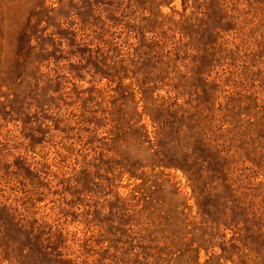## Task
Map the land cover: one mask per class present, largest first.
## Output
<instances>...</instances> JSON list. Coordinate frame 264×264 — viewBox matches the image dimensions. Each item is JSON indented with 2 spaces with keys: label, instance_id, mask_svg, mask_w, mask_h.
Returning a JSON list of instances; mask_svg holds the SVG:
<instances>
[{
  "label": "rangeland",
  "instance_id": "rangeland-1",
  "mask_svg": "<svg viewBox=\"0 0 264 264\" xmlns=\"http://www.w3.org/2000/svg\"><path fill=\"white\" fill-rule=\"evenodd\" d=\"M0 222V264H264V0H0Z\"/></svg>",
  "mask_w": 264,
  "mask_h": 264
},
{
  "label": "trees",
  "instance_id": "trees-1",
  "mask_svg": "<svg viewBox=\"0 0 264 264\" xmlns=\"http://www.w3.org/2000/svg\"><path fill=\"white\" fill-rule=\"evenodd\" d=\"M169 163L166 162L164 156H162V154H158V153H155L154 155H150V156H147L146 158H141L140 159V162L139 161H136L133 165V171L132 172V176H137V173H139L140 171L141 172V175L143 177H148L150 175H147L144 170L146 167H150L152 168V170L156 167H165V168H169ZM187 171L189 172L190 175H194V168L192 167V165H190L188 168H187ZM192 177V176H191ZM200 197V196H198ZM201 197H202V194H201ZM224 198L226 201L228 200L227 197H222ZM218 204V201H216V204L215 206H209V205H204L202 207V210H201V214H202V221H201V226L204 227V226H210V232H215V228H217L219 225L217 224V220H216V217H219V215H221L220 213V207L217 206ZM2 226V229L5 225L4 222H0ZM209 229V227H208ZM211 234L209 233H206L205 231L202 233V236L201 237H204L206 238L207 236H209ZM244 235H242L243 237ZM246 249H249L247 246H245ZM249 252L253 253V255L257 256L258 257V253L257 252H254L252 250L249 249ZM23 254V250L21 251V255ZM67 262V261H65ZM64 262V263H65Z\"/></svg>",
  "mask_w": 264,
  "mask_h": 264
}]
</instances>
